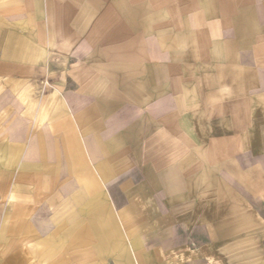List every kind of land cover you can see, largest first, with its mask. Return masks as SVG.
<instances>
[{
	"label": "crops",
	"instance_id": "1",
	"mask_svg": "<svg viewBox=\"0 0 264 264\" xmlns=\"http://www.w3.org/2000/svg\"><path fill=\"white\" fill-rule=\"evenodd\" d=\"M0 264H264V0H0Z\"/></svg>",
	"mask_w": 264,
	"mask_h": 264
}]
</instances>
